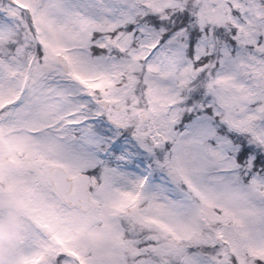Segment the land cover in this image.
<instances>
[{"label":"snow or ice","instance_id":"obj_1","mask_svg":"<svg viewBox=\"0 0 264 264\" xmlns=\"http://www.w3.org/2000/svg\"><path fill=\"white\" fill-rule=\"evenodd\" d=\"M0 264H264V0H0Z\"/></svg>","mask_w":264,"mask_h":264}]
</instances>
